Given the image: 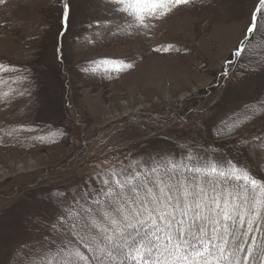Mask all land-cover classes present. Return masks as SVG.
Masks as SVG:
<instances>
[{"label": "rangeland", "instance_id": "1", "mask_svg": "<svg viewBox=\"0 0 264 264\" xmlns=\"http://www.w3.org/2000/svg\"><path fill=\"white\" fill-rule=\"evenodd\" d=\"M258 4L188 0L145 28L115 0L0 3V264H37L58 213L124 172L207 154L264 182V114L213 136L264 93V65L234 55Z\"/></svg>", "mask_w": 264, "mask_h": 264}, {"label": "snow or ice", "instance_id": "2", "mask_svg": "<svg viewBox=\"0 0 264 264\" xmlns=\"http://www.w3.org/2000/svg\"><path fill=\"white\" fill-rule=\"evenodd\" d=\"M181 3L188 0H115L126 22L145 28L147 20L164 16L173 4ZM259 3L257 20L264 19V0ZM257 28V23H251L248 32ZM4 70L0 65V71ZM181 159L194 166L169 161L130 175L121 173L126 177L123 180H102L106 187L96 189V196H102L110 210H104L100 219L92 215L90 207L83 208L88 224L96 229L92 244L85 245L91 258L67 238L79 236L78 230L88 227L82 224L80 213L69 212L71 219L58 217L60 230L53 229L57 235L48 247L59 246V251L48 264H231L229 257L234 253L228 247L229 238L245 225L251 230L252 225L264 221V182L226 159L222 163L228 166L227 171H218L211 162L214 157L207 154ZM93 203L101 205L103 201L94 198ZM60 256L63 259L57 261Z\"/></svg>", "mask_w": 264, "mask_h": 264}, {"label": "trees", "instance_id": "3", "mask_svg": "<svg viewBox=\"0 0 264 264\" xmlns=\"http://www.w3.org/2000/svg\"><path fill=\"white\" fill-rule=\"evenodd\" d=\"M260 7V3L258 4L257 8ZM256 8V9H257ZM252 23H257L258 28L252 32L248 33L244 38L245 40L242 41V44L240 47L235 49V54L239 56L240 58L249 59L252 62H254L257 67H262L264 65V36L260 34L259 26L261 24V19L257 20V18H254L252 20ZM264 31V29H263ZM253 40V49L250 51L249 48L245 49L247 46L248 40ZM246 42V43H245ZM238 49H241V51H237ZM250 51V52H249ZM249 52V53H248ZM236 56V57H237ZM259 104H262V108H259ZM241 112H244V114H240ZM264 114V93L260 97V99L254 103V105L250 107H245L244 110H241L239 113H237L236 117L232 118L231 123L227 129H219L226 134L224 135H217L214 134L213 136H217L216 138L221 137H227L229 135H232L241 128L243 125L250 123L260 117ZM190 167V166H189ZM219 171V170H218ZM264 176V172H263ZM258 181L259 179L255 176ZM103 201L101 205L94 204L93 202H90L89 207L92 209V215L99 217L100 219H103L102 212L104 210H110V206L108 205L107 201L104 200V198H99ZM78 213L77 211H74ZM69 211H60L58 213L57 218L53 220V225H50L48 229L50 230V233L55 237L57 235V232H54L53 229H56L57 231L60 230V225L62 221L58 220V217L64 216L67 219H71V217H68L67 214ZM80 214L82 217H84L82 224L88 225V227H82V229L79 231V236H69L68 239H71L72 244L74 247L78 248L84 255L91 258L92 253L88 251V249L85 247L86 244H92L91 237L96 234V229L91 227L90 224H88L87 220V213L83 212V209H80ZM59 245V241L57 242ZM94 246V245H93ZM229 249L234 253V255L230 256L229 259L231 260V264H264V221H260L255 225L251 226V230H249V227L245 225L244 227L239 228L235 231L234 237L229 238ZM41 250H45L44 246L39 247ZM59 251V246L56 248H52L51 250H48L47 254L44 255L43 258L38 259L37 264H48V260L52 258L55 252ZM18 255H22L21 259H17ZM29 257L28 252L26 250L20 252L16 250V252L13 255V262H19L23 261L24 257ZM210 258V257H209ZM208 258V259H209ZM57 261H60L63 259V256L56 257ZM30 262H27L26 264H29ZM36 262L32 263L35 264Z\"/></svg>", "mask_w": 264, "mask_h": 264}]
</instances>
